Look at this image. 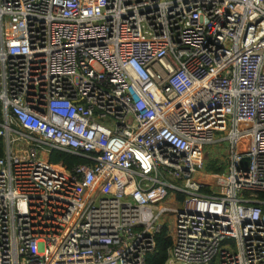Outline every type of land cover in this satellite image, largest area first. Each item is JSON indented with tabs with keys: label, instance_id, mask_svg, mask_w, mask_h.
Wrapping results in <instances>:
<instances>
[{
	"label": "built area",
	"instance_id": "2783aa9c",
	"mask_svg": "<svg viewBox=\"0 0 264 264\" xmlns=\"http://www.w3.org/2000/svg\"><path fill=\"white\" fill-rule=\"evenodd\" d=\"M0 140V264H264V0H0Z\"/></svg>",
	"mask_w": 264,
	"mask_h": 264
},
{
	"label": "trees",
	"instance_id": "16d2710c",
	"mask_svg": "<svg viewBox=\"0 0 264 264\" xmlns=\"http://www.w3.org/2000/svg\"><path fill=\"white\" fill-rule=\"evenodd\" d=\"M2 141L0 140V145ZM2 149L0 148V156H2ZM49 160L53 164H63L68 169H71L76 164L88 163L90 160L83 156L72 155L61 150L54 149L49 157ZM223 166L217 165L215 161L209 160L207 162V170L209 171H222ZM264 198V194L260 195ZM182 199L183 196L179 195ZM173 240L169 232V228L166 225L160 233L156 236V248L153 252L149 253L146 257V264H165L170 255V249L172 247Z\"/></svg>",
	"mask_w": 264,
	"mask_h": 264
},
{
	"label": "rangeland",
	"instance_id": "374dc122",
	"mask_svg": "<svg viewBox=\"0 0 264 264\" xmlns=\"http://www.w3.org/2000/svg\"><path fill=\"white\" fill-rule=\"evenodd\" d=\"M216 138H218V135H216ZM207 150H208V152L210 154V157L219 158L217 161H215L217 165H218V161L219 160H223V157L225 156V145L218 146V145L210 144L207 147Z\"/></svg>",
	"mask_w": 264,
	"mask_h": 264
},
{
	"label": "water",
	"instance_id": "95a60500",
	"mask_svg": "<svg viewBox=\"0 0 264 264\" xmlns=\"http://www.w3.org/2000/svg\"><path fill=\"white\" fill-rule=\"evenodd\" d=\"M248 161H249V159H248V158H246V159L244 160V162H247V163H248Z\"/></svg>",
	"mask_w": 264,
	"mask_h": 264
}]
</instances>
